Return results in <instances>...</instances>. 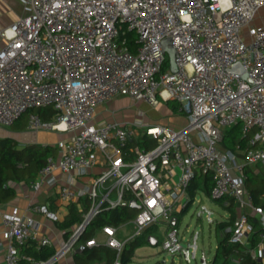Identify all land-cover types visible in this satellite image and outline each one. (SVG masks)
Segmentation results:
<instances>
[{
	"label": "built area",
	"instance_id": "2783aa9c",
	"mask_svg": "<svg viewBox=\"0 0 264 264\" xmlns=\"http://www.w3.org/2000/svg\"><path fill=\"white\" fill-rule=\"evenodd\" d=\"M23 2L29 14L2 30L6 43L0 49V125L12 126L27 115L31 130L68 134L58 145L59 158L49 157L33 183L38 189L48 182L69 203L79 202L83 219L60 248L39 259L22 247L31 241L38 248L52 247L51 239L39 237L34 219L18 207L5 212L7 264L60 263L78 250L97 215L119 207L137 210L128 221L133 232L120 239V226L107 225L100 230L104 240L94 236L87 246L115 249L113 264H121L126 243L163 221L168 230L162 249L181 252L172 219L194 203L188 189L198 170L213 175L212 199L231 196L252 206L264 227V209L244 190L245 166L264 164V26H251V41L243 35L264 0ZM167 38L175 49V70L164 49ZM235 63L244 72H230ZM118 95L151 104L174 100L188 124L180 129L148 126L144 141L154 144L130 143L134 129L118 121L94 122L97 106ZM45 108L54 109L49 120L39 112ZM239 122L242 135L249 137L243 159L221 148L224 128ZM98 151L106 163L90 184L74 188L53 175L56 169L89 175L100 164ZM27 210L60 219L47 203H31ZM252 230L248 215L241 214L230 242L244 243ZM185 252L190 262L192 247Z\"/></svg>",
	"mask_w": 264,
	"mask_h": 264
},
{
	"label": "trees",
	"instance_id": "16d2710c",
	"mask_svg": "<svg viewBox=\"0 0 264 264\" xmlns=\"http://www.w3.org/2000/svg\"><path fill=\"white\" fill-rule=\"evenodd\" d=\"M168 103L174 110H178V103L176 101H168ZM39 112L44 120H49L54 115L53 108L40 109ZM144 138L145 137L139 139L137 143L141 145L146 144V146L147 144H154V142H145ZM221 148L237 152L241 158L245 156L246 150L249 148V137L242 135L241 122L224 128ZM57 151L58 147L54 145H21L14 137L0 136V205L15 197L16 189L12 183L33 181L36 179L39 170L46 165L49 157L57 154ZM245 171L248 175L245 184L255 197L254 204L264 209V201L260 200L261 195L264 194V179L254 176L248 166H245ZM214 184L213 175L211 173H204L202 170H198L188 189L192 201L199 193L212 199L211 191ZM213 200L224 206L228 212V217L216 223V228L222 232L223 237L216 246L211 264H261L258 259L254 257L250 248L241 243L234 244L230 242L233 228L236 226L241 216L240 208L234 197L226 196ZM191 205L192 202L183 208L181 212L175 214L178 217L174 225L175 228L178 227L179 215L183 216L187 213ZM88 207V203L85 204V210H87ZM136 212V209L128 207L104 209L88 225L82 235L80 239L82 248L74 253L75 264H113L117 258V251L115 249L105 245L89 247L86 245V242L107 225L119 227L123 223L128 222L135 216ZM82 219L83 213L79 211L78 205L76 203L70 204L69 214L60 223V227L66 229V238L70 234V229L76 223L82 221ZM248 219H250L249 221L253 226L252 231L258 233L259 230H256L257 222L249 217ZM154 226L155 227L148 228L142 235L126 243L121 255V264H129L132 262L136 250L149 243V233L151 232L150 230L156 228V225ZM22 250L39 259L47 258L55 252V249L51 247L38 248L34 242L24 245Z\"/></svg>",
	"mask_w": 264,
	"mask_h": 264
},
{
	"label": "crops",
	"instance_id": "0c3cea01",
	"mask_svg": "<svg viewBox=\"0 0 264 264\" xmlns=\"http://www.w3.org/2000/svg\"><path fill=\"white\" fill-rule=\"evenodd\" d=\"M30 10L26 7L23 0H0V49L5 45L6 40L2 34V30L11 24H13L22 15L29 14ZM251 26H264V6H262L256 13L254 19L250 24L244 26L243 35L247 41L252 40L250 34ZM121 99H129L139 104L141 100H136L127 95H118L113 99L106 101L97 106L95 111L94 122L98 125L104 124L107 121H118L127 129H134V135L131 137L130 143L137 142L142 137H146V128L152 125H163L174 129H180L184 126L188 120L185 113L174 110L175 116L170 115L167 119L155 118L151 115L145 113L144 110H140L143 113L141 120L137 121H127L129 116L122 109H117L118 102ZM144 101V100H142ZM173 101V100H168ZM168 101H166L168 103ZM146 104L147 101H144ZM169 105V103H168ZM170 106V105H169ZM171 107V106H170ZM173 108V107H172ZM131 110V109H130ZM179 114L184 115L185 120H181ZM178 116V117H177ZM181 121V124L179 123ZM18 122V124H17ZM17 122H15L13 127H16L17 131L14 132L17 139L21 145L28 144H40L46 145H59L64 139L67 138L68 134L52 129H42V130H31L28 127V116L23 115ZM173 126H178L175 128ZM58 137V138H57ZM57 140V142H55ZM97 159L100 160V164L93 166L90 170L89 175L80 176L77 171L73 170L71 172H63L61 169H56L53 175L56 177L60 184L69 185L74 188H80L91 183L93 177L100 174L106 163V159L103 153L100 151L95 153ZM56 159L59 158V150L55 156ZM244 158V157H243ZM241 158V159H243ZM249 169L254 176L264 179V164L256 163L254 165H249ZM35 180V179H34ZM33 180V181H34ZM33 181H22L20 183H12L16 189V195L14 198L6 203L0 205V264H7L6 256L8 253L9 241L4 236L5 225L3 223V214L5 212L11 211L14 207H18L20 212L25 216H31L36 222V233L39 237L47 236L52 241L53 249L60 248L66 240V229L60 227V223L69 214L70 204L67 200L59 195L58 188L55 185L44 182L40 188H36ZM244 190L250 192L247 185H245ZM251 193V192H250ZM252 194V193H251ZM253 195V194H252ZM254 197V195H253ZM261 201H264V194L260 197ZM255 202V197L253 203ZM31 203H47L49 206L58 212L59 221H52L48 219L45 215L39 212L30 213L27 208ZM78 205L79 211V202ZM256 205V204H254ZM85 206V204L83 205ZM241 214L246 213L249 218L257 222L256 230L249 232L245 236L244 246L251 249L252 254L261 264H264V227L261 223L260 215L255 211V209L250 205H244L243 203L238 204ZM257 206V205H256ZM259 206V205H258ZM250 220V219H249ZM151 227H155L154 225ZM150 228V227H149ZM151 231V232H150ZM149 238L154 237L152 230H150ZM119 234V233H118ZM99 240H104L105 236L98 231L95 235ZM156 239V238H155ZM34 241H31L33 243ZM35 243V242H34ZM155 244L157 241L155 240ZM82 246L78 248L80 250ZM77 250V251H78ZM59 264H75L74 253L68 254L64 257ZM211 264V263H210ZM235 264V263H232Z\"/></svg>",
	"mask_w": 264,
	"mask_h": 264
},
{
	"label": "rangeland",
	"instance_id": "374dc122",
	"mask_svg": "<svg viewBox=\"0 0 264 264\" xmlns=\"http://www.w3.org/2000/svg\"><path fill=\"white\" fill-rule=\"evenodd\" d=\"M144 101L141 100L139 104H136L129 99H121L118 102L117 109H125L123 112H126L129 116V120L127 121L141 120L143 113L140 110H144L146 114L149 112V115L155 118L162 117V119H168L170 115L175 116L173 108L164 100H160L158 104H151L148 101L146 104ZM179 117L183 121L186 118L182 114H179ZM179 123L181 124V121ZM184 124L186 126L188 120ZM173 127L179 128L178 126ZM16 129L13 126L0 125V136L15 137L16 134L14 132L17 131ZM227 217L228 212L223 205L199 193L187 213L183 216L179 215L177 229L183 250L172 254L162 249V243L168 230L167 223L162 221L155 224L156 228L152 229V234L156 238L157 244L149 242L139 247L135 252L132 262L129 264H203L201 261L203 257L206 258V264H210L214 257L216 246L223 237L222 232L216 228V223ZM132 232V224L129 222L123 223L120 225L118 237L125 239ZM196 234H198L196 255L195 257L191 255V260L188 262L185 257V249Z\"/></svg>",
	"mask_w": 264,
	"mask_h": 264
},
{
	"label": "water",
	"instance_id": "95a60500",
	"mask_svg": "<svg viewBox=\"0 0 264 264\" xmlns=\"http://www.w3.org/2000/svg\"><path fill=\"white\" fill-rule=\"evenodd\" d=\"M208 1V0H207ZM163 45H164V49L165 51L168 53L169 55V59L173 65V69L175 70L176 67L174 65V55H175V49L173 46V42L171 38H167L163 41ZM230 72H238V73H242L244 72V68L242 67V65L240 63H235L231 68L228 69ZM245 77H247V75H244ZM132 205L134 207H138L139 205L137 204L136 201H132ZM200 214V213H199ZM209 217H210V213H209ZM177 222V217H174L172 219V224H176ZM197 239H198V234H196L193 238V240L191 242H189L188 247H192L193 249V254L192 256L195 257L196 255V251H197ZM155 237H150L149 238V242L155 244ZM187 256L186 252H185V257ZM202 263L206 264V258L203 257L202 258Z\"/></svg>",
	"mask_w": 264,
	"mask_h": 264
}]
</instances>
